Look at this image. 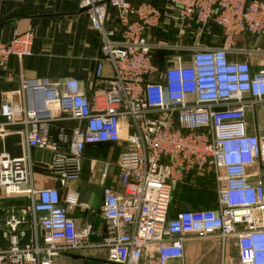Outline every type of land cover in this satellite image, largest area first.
<instances>
[{"label": "built area", "instance_id": "2783aa9c", "mask_svg": "<svg viewBox=\"0 0 264 264\" xmlns=\"http://www.w3.org/2000/svg\"><path fill=\"white\" fill-rule=\"evenodd\" d=\"M178 10L179 37L189 22L192 45L154 42L150 30L169 13L149 2L79 0L101 36L96 76L103 63L114 69L110 86L90 99L77 78L21 75L20 87L3 97L0 137L20 134L27 147L49 150L48 171L63 187L81 178L86 144L126 142L118 168L120 189L104 187L102 240L95 227H78L70 211L80 194L34 183L33 155L0 154V229L9 241L0 264H53L62 254L101 249L110 264H162L183 260L189 235H216L225 250L236 238L238 257L230 264H264V135L248 131V113L264 103V63L256 72L247 61L229 59L240 34L264 36V0H167ZM118 25H107L109 8ZM223 29L225 44L211 47L199 35L210 23ZM35 32L0 40V74L12 57L33 55ZM179 52L161 68L155 51ZM259 50V49H258ZM76 121L71 131L54 123ZM44 163V162H43ZM251 167H257L251 171ZM214 181L217 207L179 210L170 216L176 187L196 178ZM30 237L21 244L25 231Z\"/></svg>", "mask_w": 264, "mask_h": 264}, {"label": "crops", "instance_id": "0c3cea01", "mask_svg": "<svg viewBox=\"0 0 264 264\" xmlns=\"http://www.w3.org/2000/svg\"><path fill=\"white\" fill-rule=\"evenodd\" d=\"M129 1L132 3L149 2L169 13L170 16L163 18L159 27L150 30L148 35L150 40L156 43L173 44L181 41L179 23L175 18L178 10L169 8L167 0ZM107 25H118L117 11L113 7L109 8ZM193 28L194 24L189 22L187 33H193ZM30 29L35 32L33 55L21 60L12 57L9 69L1 72L0 107L6 93L19 89L21 75L25 77H50L52 79L77 78L90 99H94L95 95L103 93L110 86L114 69L109 62L103 63L101 76H96L101 36L98 31L91 27L86 14L80 9L79 0H0L1 41L8 42L15 33ZM198 37L203 44L211 47H222L225 44L223 29L213 22ZM195 38L197 37L195 36ZM178 52L176 48L158 49L155 51L154 62L163 68L168 64V59ZM228 55L230 60L249 62L253 71H258L264 63V36L256 39L249 33L238 35L230 47ZM252 115L253 118L251 119L248 113V131L264 135V103L257 105L252 110ZM77 125L78 122L76 121L54 123L51 127V134L56 136L59 126H64L71 131ZM124 146H126L125 141L86 144L84 160H91V174L88 182L80 178L69 183L67 187H63L59 179L49 171L42 168L33 171L34 183L38 187H55L59 189L63 198H65L68 189L80 194V203L71 209L70 214L78 227L87 223L93 224L97 231V235L92 238L93 242L102 240L105 226V221L100 213L103 188L120 189L118 161ZM36 150L37 148L29 149L23 137L18 133L0 137V154L8 153L12 157H21L30 151L34 159ZM46 158L47 155L44 152L38 161L43 163ZM250 169L256 171L257 167ZM260 174L264 179V168ZM86 183L87 186L84 188ZM196 183L197 186L191 187L194 190H214L213 196L203 195L198 198L199 201H202L201 205L205 208H216L217 199L213 179L200 177L196 178ZM97 189L101 190L99 195H97ZM0 198L6 204L25 202L20 200L22 197H5L1 188ZM100 250L90 249L62 254L55 259L53 264H59L61 257L78 260L83 258L81 254ZM72 254L79 256L75 258ZM237 257L236 238H229L226 249L223 250L216 235H189L185 242L184 259L173 260L164 264H230ZM141 264L162 263L155 258L146 256Z\"/></svg>", "mask_w": 264, "mask_h": 264}, {"label": "rangeland", "instance_id": "374dc122", "mask_svg": "<svg viewBox=\"0 0 264 264\" xmlns=\"http://www.w3.org/2000/svg\"><path fill=\"white\" fill-rule=\"evenodd\" d=\"M195 36L192 32L187 33L186 35L181 36L180 44L183 46L192 45V43L195 41ZM171 44V43H170ZM251 114V116H250ZM249 118H253L252 110L249 112ZM190 180L179 184L174 193L171 203V209H170V216H174L176 211L179 210H185V209H204L205 206H202V201H199L198 198H201L203 195H210L213 196V189L207 190H194L191 187H194L193 185H189ZM211 186V184H210ZM83 255V258H80L78 260H73L68 257H61V262L59 264H110L108 261L107 253L103 251H89L86 252Z\"/></svg>", "mask_w": 264, "mask_h": 264}, {"label": "water", "instance_id": "95a60500", "mask_svg": "<svg viewBox=\"0 0 264 264\" xmlns=\"http://www.w3.org/2000/svg\"><path fill=\"white\" fill-rule=\"evenodd\" d=\"M84 11V10H82ZM46 153L47 158L45 159L44 163H40L39 157L42 153ZM52 157V152L49 150H43V149H39L37 148V150L35 151V158L33 159V163H34V170L36 169H44L48 171V163L50 161ZM90 174H91V160L90 159H85L83 161V166H82V170H81V179H83L84 181L88 182L89 178H90ZM87 183L84 185V188H86ZM97 195L100 194L101 190L97 189ZM63 198V197H62ZM20 200L22 201H26L24 198H20ZM30 237V230H26L25 231V237L22 239L21 244H24L26 242L27 239H29ZM9 245V241L7 239L4 238L3 236V230L0 229V247H7ZM75 258H77L79 255H73Z\"/></svg>", "mask_w": 264, "mask_h": 264}]
</instances>
